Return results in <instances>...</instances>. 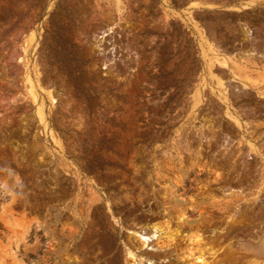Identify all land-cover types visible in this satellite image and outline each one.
I'll return each instance as SVG.
<instances>
[{"label":"rangeland","instance_id":"rangeland-1","mask_svg":"<svg viewBox=\"0 0 264 264\" xmlns=\"http://www.w3.org/2000/svg\"><path fill=\"white\" fill-rule=\"evenodd\" d=\"M0 264H264V0H0Z\"/></svg>","mask_w":264,"mask_h":264},{"label":"bare ground","instance_id":"bare-ground-1","mask_svg":"<svg viewBox=\"0 0 264 264\" xmlns=\"http://www.w3.org/2000/svg\"><path fill=\"white\" fill-rule=\"evenodd\" d=\"M154 232H155V230L151 233V234H153V237H154ZM142 234V233H141ZM140 234V236H139V238H140V240L142 241V242H144V243H146L147 244V242H148V237H147V235H144V234H142L141 235ZM145 245V244H144ZM201 260V259H200Z\"/></svg>","mask_w":264,"mask_h":264}]
</instances>
